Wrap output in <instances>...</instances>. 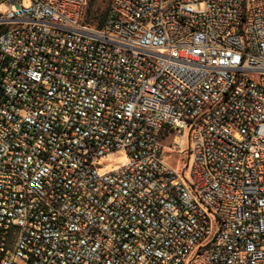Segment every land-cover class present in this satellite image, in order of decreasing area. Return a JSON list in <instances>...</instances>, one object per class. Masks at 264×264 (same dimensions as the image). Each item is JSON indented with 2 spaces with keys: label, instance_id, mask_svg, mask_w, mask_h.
Segmentation results:
<instances>
[{
  "label": "built area",
  "instance_id": "obj_1",
  "mask_svg": "<svg viewBox=\"0 0 264 264\" xmlns=\"http://www.w3.org/2000/svg\"><path fill=\"white\" fill-rule=\"evenodd\" d=\"M25 1L0 0V264H264V0H111L100 28Z\"/></svg>",
  "mask_w": 264,
  "mask_h": 264
},
{
  "label": "rangeland",
  "instance_id": "obj_2",
  "mask_svg": "<svg viewBox=\"0 0 264 264\" xmlns=\"http://www.w3.org/2000/svg\"><path fill=\"white\" fill-rule=\"evenodd\" d=\"M110 3L111 0H88L83 21L93 27H97L100 20L107 13ZM25 4L29 5V1H25ZM124 159L125 157L123 154L117 155L108 165V169L116 167L119 164L123 163Z\"/></svg>",
  "mask_w": 264,
  "mask_h": 264
},
{
  "label": "trees",
  "instance_id": "obj_3",
  "mask_svg": "<svg viewBox=\"0 0 264 264\" xmlns=\"http://www.w3.org/2000/svg\"><path fill=\"white\" fill-rule=\"evenodd\" d=\"M105 17H106V14H105V16L100 20V22H99V24H98V26L97 27H102L103 26V24H104V22H105ZM86 23V22H85Z\"/></svg>",
  "mask_w": 264,
  "mask_h": 264
}]
</instances>
